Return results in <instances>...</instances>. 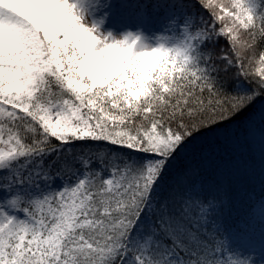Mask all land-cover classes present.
Masks as SVG:
<instances>
[{
	"label": "snow or ice",
	"instance_id": "1",
	"mask_svg": "<svg viewBox=\"0 0 264 264\" xmlns=\"http://www.w3.org/2000/svg\"><path fill=\"white\" fill-rule=\"evenodd\" d=\"M0 264H264V0H0Z\"/></svg>",
	"mask_w": 264,
	"mask_h": 264
},
{
	"label": "trees",
	"instance_id": "2",
	"mask_svg": "<svg viewBox=\"0 0 264 264\" xmlns=\"http://www.w3.org/2000/svg\"><path fill=\"white\" fill-rule=\"evenodd\" d=\"M236 127L237 124L233 123L230 126L219 127L215 131L209 133L207 137L216 139L214 141L216 147L212 148L209 151L213 155V157L219 158L227 157L229 155L235 156L238 154L231 148V146L234 145V138L232 136V133L235 131ZM202 140H205V137L201 138L200 141ZM222 142H225V144ZM221 144H223L225 147L220 146ZM203 147L207 148V145ZM237 157L241 158L244 163L245 172L243 178V186L248 192L252 193L254 198H256L259 196V193L261 194L262 179L259 152L257 151L254 157H249L246 153L243 155V157H240L239 154Z\"/></svg>",
	"mask_w": 264,
	"mask_h": 264
},
{
	"label": "rangeland",
	"instance_id": "3",
	"mask_svg": "<svg viewBox=\"0 0 264 264\" xmlns=\"http://www.w3.org/2000/svg\"><path fill=\"white\" fill-rule=\"evenodd\" d=\"M215 140H216L215 138L205 137V140L200 141L199 144L203 146L207 145V148L205 147L204 148L209 152L212 148L216 147V144L214 142ZM222 143L225 144V142H222ZM220 146L225 147L223 144H221ZM234 146L235 145L231 146V148L234 149ZM235 156H238V154ZM259 196H260V193H259Z\"/></svg>",
	"mask_w": 264,
	"mask_h": 264
}]
</instances>
